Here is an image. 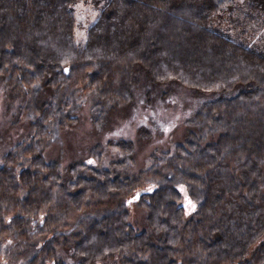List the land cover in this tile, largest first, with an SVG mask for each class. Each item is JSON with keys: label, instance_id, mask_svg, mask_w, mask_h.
Masks as SVG:
<instances>
[{"label": "trees", "instance_id": "obj_1", "mask_svg": "<svg viewBox=\"0 0 264 264\" xmlns=\"http://www.w3.org/2000/svg\"><path fill=\"white\" fill-rule=\"evenodd\" d=\"M76 1L0 0V87L28 131L2 155L0 264H264V0H105L82 44ZM138 74L210 92L179 141L135 175L129 139L107 141L120 169L46 157L81 92L97 124ZM142 178L136 226L126 196Z\"/></svg>", "mask_w": 264, "mask_h": 264}, {"label": "rangeland", "instance_id": "obj_2", "mask_svg": "<svg viewBox=\"0 0 264 264\" xmlns=\"http://www.w3.org/2000/svg\"><path fill=\"white\" fill-rule=\"evenodd\" d=\"M105 0H79L73 4L72 11L75 17L74 39L82 44L86 39L87 27L97 18L101 5ZM219 27L227 25L226 15L217 17ZM134 85V98L124 109L110 114L106 118L94 122L93 93L81 92L83 100L78 107V120L69 127L58 129L46 151V157H58L61 165L74 159H84L93 164H102L104 167H114V161L121 157V152L107 144V141L118 138L129 139L133 142L132 162L127 168L128 174H137L150 162L152 152L165 150L179 141L186 129V119L197 109L199 104L210 92H193L192 90L173 83L159 90L160 86H150L138 74ZM148 85V86H147ZM148 89L150 97L146 99ZM160 91V92H159ZM167 91V92H166ZM162 94V95H161ZM19 97L8 94L0 87V166L3 164L2 155L9 150L12 144L27 137V128L23 126V116L16 118ZM100 145L101 158L98 160L91 150ZM116 169L121 167L116 165ZM139 186L134 187L126 196L130 212V220L136 226H145L144 212L134 203L138 192L147 189L142 178ZM182 192L184 191L181 189ZM184 193V192H183ZM185 195V193H184ZM186 198L185 196L183 199ZM182 199V200H183ZM185 213L190 212L193 204L189 198L183 200ZM1 258V256H0Z\"/></svg>", "mask_w": 264, "mask_h": 264}]
</instances>
